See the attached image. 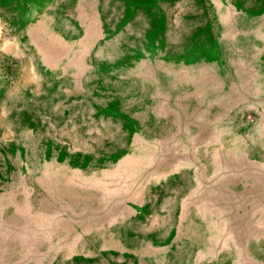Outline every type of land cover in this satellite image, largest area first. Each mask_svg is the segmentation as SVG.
Listing matches in <instances>:
<instances>
[{"label": "rangeland", "instance_id": "374dc122", "mask_svg": "<svg viewBox=\"0 0 264 264\" xmlns=\"http://www.w3.org/2000/svg\"><path fill=\"white\" fill-rule=\"evenodd\" d=\"M0 264H264V0H0Z\"/></svg>", "mask_w": 264, "mask_h": 264}]
</instances>
